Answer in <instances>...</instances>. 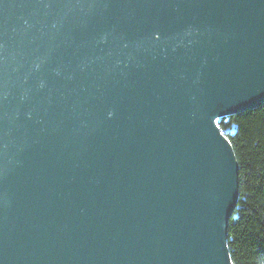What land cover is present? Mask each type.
<instances>
[{"label":"water","instance_id":"obj_1","mask_svg":"<svg viewBox=\"0 0 264 264\" xmlns=\"http://www.w3.org/2000/svg\"><path fill=\"white\" fill-rule=\"evenodd\" d=\"M261 102L264 0H0V264H232Z\"/></svg>","mask_w":264,"mask_h":264},{"label":"trees","instance_id":"obj_2","mask_svg":"<svg viewBox=\"0 0 264 264\" xmlns=\"http://www.w3.org/2000/svg\"><path fill=\"white\" fill-rule=\"evenodd\" d=\"M238 164V198L228 219L232 264H264V102L216 120Z\"/></svg>","mask_w":264,"mask_h":264}]
</instances>
